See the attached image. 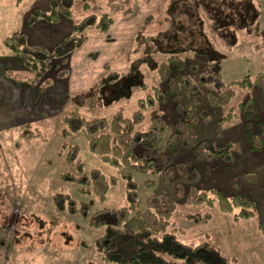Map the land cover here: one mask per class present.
<instances>
[{
    "label": "rangeland",
    "instance_id": "374dc122",
    "mask_svg": "<svg viewBox=\"0 0 264 264\" xmlns=\"http://www.w3.org/2000/svg\"><path fill=\"white\" fill-rule=\"evenodd\" d=\"M86 1L88 8L77 0L75 19L99 12L112 16L114 23L104 31L89 30L80 49L62 61L57 60V66L51 68L54 73L51 70L46 72L45 80L49 74L56 75L51 77L54 85L57 78L65 79L64 83L55 85L58 91L54 92L55 99H61L62 105L52 107L51 100H46L49 103L47 113L50 114L40 118L44 115L41 108L47 105L45 101L41 104V99L35 100L33 96L20 97L19 91L5 96V102L17 109L15 116L18 115L19 121L13 125L8 118L6 123L0 122V264H107L95 246L96 239L105 229L89 226L88 219L80 211L74 214L59 211L54 200L60 194H69L78 207L87 203L89 214L104 208L126 206V181L122 177L126 168L110 165L93 152L89 135L84 130L68 132L65 116L78 112L89 119L111 118L118 111L132 116L134 111L141 109L144 119L136 128L146 130L158 124L162 129L158 144L162 146L166 145L168 134L174 129L177 109L171 97L154 105L142 106L141 99L153 95L156 87L168 91L166 79H162L157 71L143 66L146 88L137 89L130 99L108 107L97 104L94 89L103 74L112 70L125 71L142 55L141 37L169 28L167 11L175 0ZM254 3L259 19L251 31L238 30V43L222 62V75L227 83L245 75L254 78L258 73L264 74V0H254ZM181 57L183 67L173 71L179 80L187 74L196 81L199 71L209 67L204 56L186 52ZM158 58L167 61L165 56ZM47 80L37 84L40 93L51 85V80ZM68 86L67 96L64 90ZM234 87V97L225 104L209 102L208 94L212 91L209 85L199 88L198 94L203 97L201 103L196 102L190 93L184 97L192 110L194 135L198 140H206L210 149L230 142L234 154L232 162L196 160L192 147L181 145L165 146L157 162H164L165 152L173 154V162L191 160L202 171L198 181L201 191H209L211 197H216L211 189L220 190L229 197L242 192L256 203L255 216L239 220L235 218L237 210L222 211L217 201L209 206L176 198L177 209L169 229L178 233L179 239L190 245L208 241L224 253L230 264H264V148H250L245 136V118L236 109L240 102L252 97L259 118L264 120V97L257 84ZM203 111L208 115H203ZM231 112L234 115L227 118ZM34 117L38 120L25 122ZM73 149L76 156L71 158ZM92 169L100 170L109 180L110 187L104 198L93 191L83 192L80 183L68 179L89 174ZM251 172L260 178L253 181L247 174ZM133 176L138 184L139 207L131 210L123 229L138 230L143 227V219L137 212L147 209L148 197L161 191L174 194L175 189L173 183H165L159 172H135ZM115 245L123 252L124 258L131 256L134 248L130 235L123 234Z\"/></svg>",
    "mask_w": 264,
    "mask_h": 264
},
{
    "label": "trees",
    "instance_id": "16d2710c",
    "mask_svg": "<svg viewBox=\"0 0 264 264\" xmlns=\"http://www.w3.org/2000/svg\"><path fill=\"white\" fill-rule=\"evenodd\" d=\"M82 6L89 7L86 0H81ZM77 0H50V10L42 11L34 8L28 19V24L44 18L56 22L63 16L71 17L75 12ZM169 28L154 35L141 37L142 53L134 59L125 71L112 70L103 74L98 80L94 92L96 102L101 107H108L123 99H130L135 90L146 88L143 66L157 71L162 79H166L168 91L155 88L153 95L141 99L142 106L154 105L171 97L175 101L177 118L174 129L168 134L166 145L171 147L181 145L192 147L196 160L214 161L222 159L232 162L234 154L230 142L216 149L207 147V141L198 140L193 133L192 110L184 101L185 95L201 103L203 97L198 94L200 86L209 85V102L214 105L225 104L235 95V85L250 87L257 84L264 97V74L258 73L227 83L222 75V62L227 54L238 43V30H252L259 19V11L254 0H175L168 7ZM114 19L107 13L92 12L77 17L73 31L57 43L50 51L32 46L27 42L26 33L19 31L4 40L5 46L25 58L24 71H8L9 77L25 81L30 85L48 82L44 79L46 72L55 68L57 60H64L70 54L80 49L86 34L91 29L107 30ZM264 34V30L262 31ZM192 52L207 59L209 67L200 70L196 81L184 74L179 77L174 68L180 70L184 65L182 54ZM160 55V56H159ZM165 56L163 58H158ZM190 93V94H189ZM235 108V107H234ZM238 109L245 118V136L252 150L264 148V120L258 116V107L252 97L238 104ZM207 116L208 112L203 111ZM234 114L228 113L227 118ZM144 119V111L138 109L132 116L122 111L116 112L111 118L98 117L89 119L74 112L64 117L68 132L84 130L89 135V144L110 165L124 167L122 177L126 181L128 205L116 208H104L89 214V205L82 203L79 207L69 194L55 197L54 203L59 211L72 214L80 211L91 227L104 228V233L96 239L95 246L102 260L107 264H230L224 253L208 241L190 245L179 239L178 233L170 230L171 218L177 209L176 198L190 204H207L212 206L218 202L222 211H236L235 218L247 220L255 216V200L242 192H236L229 197L220 190L211 189L216 197H211L209 191H201L198 181L202 171L191 160L173 162V154L165 152L163 163H158L165 146L159 145L161 127L155 124L146 130L136 126ZM158 120L163 119L158 117ZM71 158L76 156L73 149ZM82 169V165H79ZM153 171L161 173L166 184H174V194L161 191L152 194L147 199V209L139 210L137 214L143 219L140 229L125 228L131 210L139 207L137 181L133 173ZM253 181L260 177L254 172L247 173ZM189 181H186L189 179ZM80 183L83 192H94L104 198L110 184L107 176L98 169H92L89 174L78 177L70 176ZM264 181V179H263ZM209 214V213H208ZM123 234L131 237L133 251L129 258H124L123 252L116 248L115 242ZM179 260L181 262H179ZM95 264V263H91ZM238 264V263H236Z\"/></svg>",
    "mask_w": 264,
    "mask_h": 264
},
{
    "label": "crops",
    "instance_id": "0c3cea01",
    "mask_svg": "<svg viewBox=\"0 0 264 264\" xmlns=\"http://www.w3.org/2000/svg\"><path fill=\"white\" fill-rule=\"evenodd\" d=\"M34 8H39L42 11H49L50 0H0V117H6V119L0 118V122L2 123H6L7 118L9 122L11 121L10 123H12V125L14 122L19 121L18 115L15 116L17 109H12L5 102V96L8 94L12 95L13 93L16 94L18 93L17 91H19L20 97H25L26 95V97H35V100L41 99L39 100L41 104L43 101L47 103L46 100H51L50 106L62 105L61 99H55L54 92L58 91V87L55 88V85L57 83H64V78H57L54 85L52 78L55 74H49L50 76L47 75V79L49 78V80H51V85L45 89V92L40 93V85H30L25 81L17 80L7 75L8 71H24L26 67L24 56L12 52L5 46L4 40L6 38L16 32L23 31L26 33L27 42L30 45L50 51L57 43L73 31L74 21L76 20L75 13H73L71 17L63 16L56 22H50L44 18H39L37 22L28 24V19ZM52 70L50 72L54 73ZM64 91L68 96L69 86L68 88L65 87ZM48 104L49 103L41 108V112L44 115H41L40 118H44L50 114L47 113ZM60 109L61 108H58V110ZM35 118L37 117L25 122L38 120ZM10 125L11 124H9V126Z\"/></svg>",
    "mask_w": 264,
    "mask_h": 264
}]
</instances>
